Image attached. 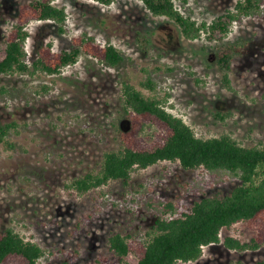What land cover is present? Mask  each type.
Segmentation results:
<instances>
[{
  "label": "rangeland",
  "instance_id": "obj_1",
  "mask_svg": "<svg viewBox=\"0 0 264 264\" xmlns=\"http://www.w3.org/2000/svg\"><path fill=\"white\" fill-rule=\"evenodd\" d=\"M27 1L0 0V59L17 8ZM236 1L175 3L184 14L209 22ZM54 4L67 13L63 31L52 20L31 22L28 61L47 42L54 51L68 49L84 31L99 44H114L127 60L111 67L81 55L57 74H0V125L17 123L6 137L12 146L0 142V230L11 227L37 243L44 250L38 264L136 263L134 253L123 258L111 253L107 237L119 232L143 242L168 203L174 208L166 216H178L196 199L229 193L239 176L223 169L185 170L163 161L133 172L128 185L115 181L78 193L70 183L97 171L104 151L120 147L117 130L126 124L122 80L160 98L198 137L228 133L244 146L264 141V0L262 10L234 22L222 41L213 42L183 37L173 21L152 15L140 0ZM235 42L246 48L241 54L233 47L228 88L216 53ZM147 77L154 90L140 86ZM150 133L146 129L142 135ZM227 235L249 241L253 231L239 222L223 229L218 243L204 246L198 259L176 264H256L264 259V244L238 251L224 245Z\"/></svg>",
  "mask_w": 264,
  "mask_h": 264
},
{
  "label": "trees",
  "instance_id": "obj_2",
  "mask_svg": "<svg viewBox=\"0 0 264 264\" xmlns=\"http://www.w3.org/2000/svg\"><path fill=\"white\" fill-rule=\"evenodd\" d=\"M55 0H29L17 8L16 19L9 27L3 42L4 56L0 59V74H57L62 68L75 64L81 55L99 63L119 67L126 63L125 55L111 42L99 44L87 31L74 36L68 49L54 51L52 43L35 49L28 61L26 40L28 25L34 21L52 20L63 31L67 13ZM109 5L114 0H93ZM154 16L166 17L178 26L187 39L204 37L207 41H222L234 22L262 10V0H237L209 22L198 21L184 14L175 0H140ZM148 43V39L142 38ZM233 47L241 54L246 44L235 42L223 45L216 53L217 64L223 71V81L230 88L228 72L234 56ZM140 86L154 90L147 77ZM0 90L4 91V88ZM43 90H47L43 87ZM121 108L126 124L117 130L120 147L103 152L97 171H87L74 178L70 185L78 193L101 189L110 182L128 185L133 172L159 162L179 164L185 170H228L239 176L240 182L227 194L203 196L194 200L189 211L178 216H166L174 206L168 203L163 216L156 217L147 239L143 242L119 232L107 237L108 250L123 258L129 253L137 256L136 263L176 264L198 259L203 247L220 241L223 229L243 222L252 231L249 241L227 235L223 243L238 251L256 250L264 244V141L244 146L228 133L207 138L198 137L181 118L165 108L154 94H147L127 80L121 81ZM216 117L225 116L217 113ZM17 127L15 121L0 125V142L12 146L6 139ZM151 130L147 136L144 130ZM44 250L26 240L13 228L0 230V264H38ZM264 264V259L256 262Z\"/></svg>",
  "mask_w": 264,
  "mask_h": 264
}]
</instances>
